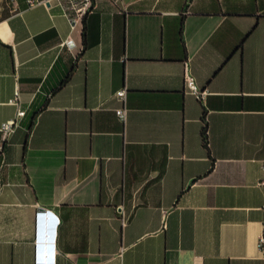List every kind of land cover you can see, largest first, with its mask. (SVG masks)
<instances>
[{
	"label": "crops",
	"instance_id": "0c3cea01",
	"mask_svg": "<svg viewBox=\"0 0 264 264\" xmlns=\"http://www.w3.org/2000/svg\"><path fill=\"white\" fill-rule=\"evenodd\" d=\"M263 166L264 0H0V264H264Z\"/></svg>",
	"mask_w": 264,
	"mask_h": 264
},
{
	"label": "built area",
	"instance_id": "2783aa9c",
	"mask_svg": "<svg viewBox=\"0 0 264 264\" xmlns=\"http://www.w3.org/2000/svg\"><path fill=\"white\" fill-rule=\"evenodd\" d=\"M9 1L14 2L15 0H9ZM27 2L29 4L41 2L46 5H51L53 2L60 3L66 12V15L69 17L73 27H75L77 23H82L85 17L93 10L95 5V0H27ZM185 85L187 88H189L196 94L197 98L200 101H204L207 92L206 90L199 88L198 85L195 83L194 77L189 72L187 63H186V73H185ZM18 94L19 93L17 91L15 98L12 100L13 102H16L18 100ZM116 94L123 102V105L116 110V114L119 117V119L124 122L127 118V107H126L127 88L124 87L118 90ZM24 113H25L24 110H18L17 116L15 118L9 119L2 124L1 128L4 133V137H6L8 134H10L12 131L15 130L17 126L18 118L24 115ZM262 182L264 183V175ZM120 213H121L122 221L123 223H125L126 216L122 209H120ZM46 218L52 219L54 217L49 211L38 212V220L40 222ZM257 246L259 250L264 254V224H263L262 232L258 236Z\"/></svg>",
	"mask_w": 264,
	"mask_h": 264
},
{
	"label": "trees",
	"instance_id": "16d2710c",
	"mask_svg": "<svg viewBox=\"0 0 264 264\" xmlns=\"http://www.w3.org/2000/svg\"><path fill=\"white\" fill-rule=\"evenodd\" d=\"M201 119H202V123H203L202 129H201V136H202L203 146L207 149L210 158H212L211 152H210V148H209V144H208L207 120H206L205 111H203Z\"/></svg>",
	"mask_w": 264,
	"mask_h": 264
},
{
	"label": "rangeland",
	"instance_id": "374dc122",
	"mask_svg": "<svg viewBox=\"0 0 264 264\" xmlns=\"http://www.w3.org/2000/svg\"><path fill=\"white\" fill-rule=\"evenodd\" d=\"M1 1H7V2H9V0H1Z\"/></svg>",
	"mask_w": 264,
	"mask_h": 264
},
{
	"label": "water",
	"instance_id": "95a60500",
	"mask_svg": "<svg viewBox=\"0 0 264 264\" xmlns=\"http://www.w3.org/2000/svg\"><path fill=\"white\" fill-rule=\"evenodd\" d=\"M72 44V43H71Z\"/></svg>",
	"mask_w": 264,
	"mask_h": 264
}]
</instances>
